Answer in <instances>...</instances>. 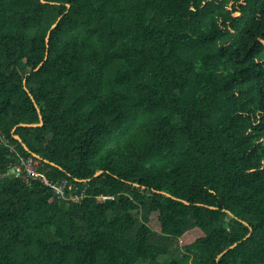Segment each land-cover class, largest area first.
Returning a JSON list of instances; mask_svg holds the SVG:
<instances>
[{
    "label": "trees",
    "instance_id": "1",
    "mask_svg": "<svg viewBox=\"0 0 264 264\" xmlns=\"http://www.w3.org/2000/svg\"><path fill=\"white\" fill-rule=\"evenodd\" d=\"M163 259L264 264V0H0V264Z\"/></svg>",
    "mask_w": 264,
    "mask_h": 264
},
{
    "label": "rangeland",
    "instance_id": "2",
    "mask_svg": "<svg viewBox=\"0 0 264 264\" xmlns=\"http://www.w3.org/2000/svg\"><path fill=\"white\" fill-rule=\"evenodd\" d=\"M202 235V232L199 229L190 230L187 233L182 236L178 242L175 244V246L183 247L189 244L194 243L200 236ZM181 257V255H180ZM163 264H168L169 262L167 260H161Z\"/></svg>",
    "mask_w": 264,
    "mask_h": 264
},
{
    "label": "built area",
    "instance_id": "3",
    "mask_svg": "<svg viewBox=\"0 0 264 264\" xmlns=\"http://www.w3.org/2000/svg\"><path fill=\"white\" fill-rule=\"evenodd\" d=\"M25 169H26V172H27L28 175H30V176L33 175L34 177H38V173H37V170H36V167H35V163L32 160H29L26 163ZM16 172H17L18 175H21L24 178L27 176L23 172L21 173V168H19V167L17 168Z\"/></svg>",
    "mask_w": 264,
    "mask_h": 264
}]
</instances>
